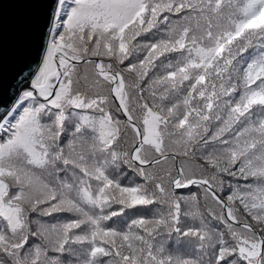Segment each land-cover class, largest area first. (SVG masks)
I'll list each match as a JSON object with an SVG mask.
<instances>
[{"label":"snow or ice","instance_id":"6c2138e0","mask_svg":"<svg viewBox=\"0 0 264 264\" xmlns=\"http://www.w3.org/2000/svg\"><path fill=\"white\" fill-rule=\"evenodd\" d=\"M22 84L0 264H264V0H55Z\"/></svg>","mask_w":264,"mask_h":264},{"label":"water","instance_id":"95a60500","mask_svg":"<svg viewBox=\"0 0 264 264\" xmlns=\"http://www.w3.org/2000/svg\"><path fill=\"white\" fill-rule=\"evenodd\" d=\"M54 4L55 0H0V112L23 89V76L36 68Z\"/></svg>","mask_w":264,"mask_h":264},{"label":"trees","instance_id":"16d2710c","mask_svg":"<svg viewBox=\"0 0 264 264\" xmlns=\"http://www.w3.org/2000/svg\"><path fill=\"white\" fill-rule=\"evenodd\" d=\"M68 3H71V0H68ZM41 102H42V101H41ZM130 180H131V177H129V179H128V180H125L124 182H125V183H128ZM193 191H195V189H193Z\"/></svg>","mask_w":264,"mask_h":264}]
</instances>
